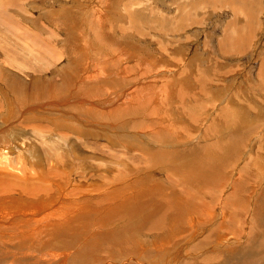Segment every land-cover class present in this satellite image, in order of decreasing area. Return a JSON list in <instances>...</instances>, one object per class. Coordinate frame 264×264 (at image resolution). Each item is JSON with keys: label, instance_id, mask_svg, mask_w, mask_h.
<instances>
[{"label": "rangeland", "instance_id": "1", "mask_svg": "<svg viewBox=\"0 0 264 264\" xmlns=\"http://www.w3.org/2000/svg\"><path fill=\"white\" fill-rule=\"evenodd\" d=\"M2 169L0 264H264V0H0ZM143 178L207 187L204 222L101 228L97 186Z\"/></svg>", "mask_w": 264, "mask_h": 264}, {"label": "bare ground", "instance_id": "2", "mask_svg": "<svg viewBox=\"0 0 264 264\" xmlns=\"http://www.w3.org/2000/svg\"><path fill=\"white\" fill-rule=\"evenodd\" d=\"M139 115V114H138ZM238 131V130H237ZM70 145V144H69ZM72 146V145H71ZM157 151V150H156ZM155 151V152H156ZM166 155V154H164ZM162 155H160L161 157ZM168 156V155H167ZM229 161V160H228ZM153 165H149L147 168L151 167ZM140 170V169H139ZM142 170V169H141ZM6 170L2 169L0 170V173H5ZM138 171V170H137ZM152 171V170H151ZM8 173V171H7ZM211 172H208L207 174L206 173H203V174H193L191 176H187L188 178L184 179L185 182L187 184H190V185H194L193 182L197 181L198 179H200V184L203 185L207 182V178L208 176L210 175ZM224 174L222 173V169H220V172H217L215 173V180L214 178H212L211 176H209V180L210 182H214V185L215 186H221V183H222V180H221V176H223ZM115 177V176H114ZM200 177V178H199ZM1 178V177H0ZM116 178V177H115ZM15 179V178H14ZM223 179V178H222ZM121 179H117L115 180L116 182L117 181H120ZM148 179H138L136 181H134L132 184H129L126 188L125 187H121L119 189H115V191H111V192H106V189L105 188H108V186H101V187H98L97 186V189H99L97 192H100V196H98L96 198V200L98 201L99 199V203H97V205H99L101 203V205H105L102 207L97 206V207H100L98 210H95V214L94 216L96 217V219H101L99 220L100 223H102L100 226L101 228L103 227V224H107V223H110L109 220L111 219H114L116 220V217L119 216V215H122V218H128V219H138V220H141V224H140V228L141 230H144V231H150V232H155L154 234L157 236L156 238H158L157 242H160L161 243V246L160 247H163V245H167L166 242H168V240H170L169 238V233L170 235L174 234L175 236H177L176 234H178L179 232L180 233H185V232H189L192 227H193V223L191 224L189 221V219L187 220L186 218L187 217V214L188 215H197L199 219L200 217H204V210H200V204H198V200L199 199H205L206 197L209 196V194L207 193V190L205 188V186H202V188H197V191L193 189L192 186H189L186 184V186L183 187V189H180L179 191V194L176 193V191L178 190L176 188V186H179V182L176 183V182H172L173 186L175 187H172L174 188L175 190L171 189L169 192H163L165 188L164 186V189L161 187V185H156L155 187L154 186H149V189L148 187L145 188V186H148V181H146ZM9 182V181H8ZM11 183V182H10ZM114 183V182H113ZM148 183V184H147ZM197 183V182H196ZM209 183V181H208ZM147 184V185H146ZM237 184V183H236ZM154 185V184H153ZM169 186V185H168ZM236 186V185H235ZM198 187V186H197ZM210 187H214V186H209L208 188ZM180 188V186H179ZM95 189V188H94ZM93 189V190H94ZM96 189V190H97ZM101 189V190H100ZM139 189H142L141 191H139ZM211 189V188H210ZM124 190H128L130 191L131 193L129 195H126L124 196L123 194H125V191ZM175 191V193L173 192ZM3 193V192H2ZM2 195V194H1ZM177 195H180L179 197ZM182 195V196H181ZM6 196V195H5ZM165 196H167L165 198ZM8 197V196H7ZM117 197H119V200L117 201ZM112 198V199H110ZM108 199V202H106V200ZM123 199V200H122ZM81 200V199H80ZM79 201V200H78ZM114 201V203H112ZM74 202V201H73ZM72 202V203H73ZM104 202V203H103ZM137 202L138 205H135L134 206V203ZM213 202V201H212ZM71 203V204H72ZM83 203V202H81ZM86 204V202H84ZM83 203V204H84ZM107 203V204H106ZM67 205V204H66ZM74 206L76 205H80V203H74L73 204ZM72 205H70L71 207ZM72 206V207H74ZM62 207V206H61ZM69 207V208H70ZM82 207V206H81ZM85 207V205H84ZM107 207V208H106ZM63 208V207H62ZM76 208V207H75ZM88 208V206H87ZM102 208V209H101ZM109 208V210L107 211V209ZM71 209V208H70ZM92 209V207H91ZM91 209L87 210L88 212L92 211ZM74 210V209H73ZM71 210H69L68 212H70ZM74 213L76 211H73ZM78 212V211H77ZM87 212V213H88ZM109 212V213H108ZM108 213V215H106ZM69 218L71 216V214L73 213H69ZM98 215V216H97ZM193 215V216H194ZM93 216V217H94ZM72 217L74 219L73 222L75 220L78 219V214H74L72 215ZM83 217V216H82ZM85 217V216H84ZM120 219V218H119ZM201 219V218H200ZM199 219V220H200ZM56 220V219H55ZM121 220V219H120ZM68 221V220H67ZM64 222L63 224L64 225H59L61 227H64V226H69L72 224V222ZM125 221V220H124ZM135 221V219L133 220ZM159 221V222H158ZM196 221V220H195ZM59 222V221H58ZM127 222V221H126ZM200 222H204V220H200ZM197 223V222H196ZM61 224V223H60ZM65 224H69V225H65ZM86 224V223H85ZM91 225V224H90ZM199 225V224H198ZM55 226V225H54ZM107 226V225H106ZM110 226V225H109ZM115 226V225H114ZM158 226V227H157ZM203 226V225H202ZM105 227V226H104ZM103 227V228H104ZM108 227V226H107ZM156 227V228H155ZM113 228V226H112ZM132 228V227H131ZM195 228V227H194ZM105 229V228H104ZM110 229V228H109ZM123 229V228H122ZM136 229V228H134ZM133 229V230H134ZM76 230V229H75ZM103 230V229H102ZM101 230V231H102ZM107 230V229H106ZM114 230V228H113ZM126 230V229H125ZM195 230V229H193ZM212 230V229H211ZM60 231V230H59ZM77 231V230H76ZM108 231V230H107ZM115 231V232H114ZM114 231H108L107 233H100L98 235H95V237L93 236L90 241V243L92 244L91 246L95 247L96 244L97 245H100L99 243L97 242H102L103 244V241H105V239L107 240H110V243H109V247L113 253L114 249H115V252H118V250L120 249L121 246H124V244H116L118 242H116V240L118 241V239L116 237L120 236L117 234V230H114ZM122 231V230H121ZM128 231V230H127ZM140 231V230H138ZM99 232V231H98ZM126 232V231H125ZM135 232V230H134ZM79 233V232H78ZM138 233V232H137ZM190 233V232H189ZM56 234V233H55ZM127 234V232H126ZM187 234V233H186ZM122 235V234H121ZM125 236V235H124ZM127 236V235H126ZM131 236L128 234V237ZM135 236V234H134ZM90 237V236H89ZM174 237V236H172ZM123 238V237H122ZM135 238L132 236V239ZM155 238V239H156ZM211 238V237H210ZM102 239V240H100ZM130 239V237L128 238ZM173 239V238H172ZM175 239V238H174ZM124 240V239H123ZM126 240V238H125ZM134 240V239H133ZM205 240V239H204ZM130 240H128L129 242ZM206 241V240H205ZM125 242V241H124ZM134 242V241H133ZM201 242V241H200ZM211 242V241H210ZM165 243V244H164ZM262 243L259 242V244ZM101 244V245H102ZM129 244V243H128ZM128 244H126L125 247L128 246ZM198 244V243H197ZM89 245V244H88ZM156 245V244H155ZM200 245V244H199ZM204 245V244H203ZM253 245V244H252ZM90 246V247H91ZM154 246V245H153ZM261 246H264V243L261 245ZM123 247V248H125ZM157 247V245H156ZM97 248V247H96ZM121 247V250L123 249ZM129 248V247H128ZM132 248V247H131ZM195 248V247H194ZM157 249V248H156ZM161 249V248H160ZM164 249V247H163ZM95 250V249H93ZM101 250V249H100ZM163 251V250H162ZM72 252V251H71ZM77 252V251H76ZM125 252V251H124ZM106 253V252H105ZM74 254V253H73ZM82 254V253H81ZM94 254V253H92ZM75 255V254H74ZM102 255V254H101ZM100 255V256H101ZM108 255V254H107ZM97 256V254H96ZM99 256V258H100ZM110 256V255H108ZM115 256V255H114ZM106 258H108L106 256Z\"/></svg>", "mask_w": 264, "mask_h": 264}]
</instances>
